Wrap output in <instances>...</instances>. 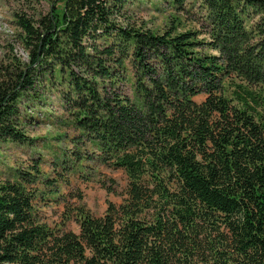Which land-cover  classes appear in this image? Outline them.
I'll return each instance as SVG.
<instances>
[{"label":"trees","instance_id":"16d2710c","mask_svg":"<svg viewBox=\"0 0 264 264\" xmlns=\"http://www.w3.org/2000/svg\"><path fill=\"white\" fill-rule=\"evenodd\" d=\"M135 1L14 14L26 57L0 59V142L32 143L22 125L54 91L76 165L126 184L103 214L68 213L75 232L43 220L19 170L0 183V264H264V0H163L196 3L200 28L162 32L117 21Z\"/></svg>","mask_w":264,"mask_h":264},{"label":"rangeland","instance_id":"374dc122","mask_svg":"<svg viewBox=\"0 0 264 264\" xmlns=\"http://www.w3.org/2000/svg\"><path fill=\"white\" fill-rule=\"evenodd\" d=\"M60 3L61 0H0V59L10 46L14 53L23 59L26 57L18 39L20 30L15 24L16 12L36 15ZM192 8L191 11L179 13L163 0L135 1L127 4L124 15L118 17L117 21L157 32L168 29L171 24L180 31L199 29L197 4ZM175 16L179 23L174 20ZM45 97L44 101L31 108L32 115L22 125L26 134L34 139L32 143L0 142V183L20 180L19 170L33 171L35 179L26 187L36 193L37 199H48L46 204L39 202L43 220L53 227L64 223L66 229L78 232V224L72 219L65 220V216L79 205L94 215L103 214L108 202L119 204L122 201L126 178L120 170L108 168L94 160L76 165L77 160L70 154L74 147L75 130L63 110L62 98L50 90L45 91ZM203 98V95H199L195 100L201 101ZM35 161L39 162V172L32 169Z\"/></svg>","mask_w":264,"mask_h":264}]
</instances>
